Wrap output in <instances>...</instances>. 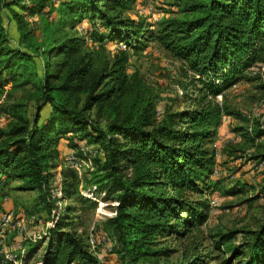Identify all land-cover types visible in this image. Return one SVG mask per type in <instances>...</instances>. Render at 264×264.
Masks as SVG:
<instances>
[{"label": "trees", "instance_id": "1", "mask_svg": "<svg viewBox=\"0 0 264 264\" xmlns=\"http://www.w3.org/2000/svg\"><path fill=\"white\" fill-rule=\"evenodd\" d=\"M173 1L194 16L166 19L156 33H145L143 23L123 16L134 0H0V92L33 84L43 102L30 122L12 127L0 143V187L18 181L23 190L38 191L52 216L38 263L101 264L58 212V203L75 195V183L50 182L56 146L68 134L88 138L91 150H98L92 191L115 199L108 226L124 264H153L169 253L158 248V240L186 239L207 220L203 195L219 189L211 179L215 159L210 145L228 114L216 97L264 63V0ZM48 6L61 17L52 32H44L45 45L36 47L26 17ZM5 19L18 35L14 47ZM84 24L85 38L54 37L66 25ZM144 42L158 44L177 60L186 81L180 84L184 106L161 120L149 89L136 75H127V50H117L99 71H94L92 55L83 51L93 43L100 48L124 45L137 54ZM53 56L63 58L65 74L49 71ZM124 100L120 112L117 103ZM46 105L51 112L40 122ZM101 116L105 123L98 125ZM255 136L264 137V129L257 126ZM238 234H218L215 245H229ZM242 234V247L249 250L246 264H264V222ZM40 245L32 243L27 254L34 257ZM0 264L14 262L0 256Z\"/></svg>", "mask_w": 264, "mask_h": 264}, {"label": "rangeland", "instance_id": "2", "mask_svg": "<svg viewBox=\"0 0 264 264\" xmlns=\"http://www.w3.org/2000/svg\"><path fill=\"white\" fill-rule=\"evenodd\" d=\"M134 1L133 8L123 16L143 23L145 33H156L160 23L166 19H189L194 16L173 0ZM60 17L56 7L52 11L49 6L40 14L26 17L32 32L30 39L36 47L45 45L44 34L52 32ZM4 26L11 39L10 46L14 47L18 39L15 26L6 19ZM85 27V24L82 27L66 25L54 37L85 38ZM117 50L119 47L100 48L93 43L83 46V51L90 53L94 59V71L111 63ZM132 52L126 67L127 75H136L149 89L156 119L161 120L167 113L181 110L184 105L180 84L186 83L181 64L155 43H145L137 54ZM49 61L50 72L65 74L67 67L62 66V57L53 56ZM41 70L40 67L42 76ZM54 83L57 81L54 80ZM84 96L81 94L79 97L81 103ZM216 101L223 104L228 112L223 116L217 136L210 145L215 159L211 179L218 182L219 189L203 195L207 203V220L198 226L199 232L181 240H158V248H165L169 253L153 259V264H246L249 250L242 247V233L254 231L264 222V160L260 158L264 154V137L255 136L257 126L264 129V63L251 68L248 79L218 95ZM42 105L37 86L33 84L8 87L0 92V143L7 139L3 135L9 133L12 127L30 122L35 108L39 110ZM117 106L121 112L126 101L117 103ZM50 112V106H44L40 111V122ZM91 116L96 118L95 110ZM105 119L101 116L97 124L103 125ZM79 137L68 134L56 146L50 182L54 186H62L64 180L72 181L76 191L71 199L58 203V212L73 224L76 235L101 264H124L126 260L116 252L115 237L108 226V220L114 214L115 199L101 198L92 191L98 150L93 155L85 148L92 149L89 139L80 140ZM3 213L10 214L12 222L0 237V256L14 264H40L38 261L47 245L45 236L52 216L39 198V192L23 190L18 181L0 187V215ZM16 224L23 227L22 232H18ZM231 231L240 233L231 244L224 247L215 245L218 234ZM38 241L41 245L34 257H30L28 249ZM235 248L238 249L236 253Z\"/></svg>", "mask_w": 264, "mask_h": 264}, {"label": "built area", "instance_id": "3", "mask_svg": "<svg viewBox=\"0 0 264 264\" xmlns=\"http://www.w3.org/2000/svg\"><path fill=\"white\" fill-rule=\"evenodd\" d=\"M119 50L122 51H129V49H127L124 45L119 46ZM220 96L218 97V99L220 100ZM87 150H91L88 146L85 147ZM90 152H92L93 155L97 154V151L95 150H91ZM72 161V160H71ZM264 164V161H263ZM12 219H11V215L8 213H3L0 215V237L3 236V233L6 231V229L9 227V225L11 224ZM16 229L18 230V232H22L23 231V227L18 226V224H16Z\"/></svg>", "mask_w": 264, "mask_h": 264}, {"label": "crops", "instance_id": "4", "mask_svg": "<svg viewBox=\"0 0 264 264\" xmlns=\"http://www.w3.org/2000/svg\"><path fill=\"white\" fill-rule=\"evenodd\" d=\"M128 53L130 54V53H131V50H129ZM221 129H222V127H221ZM219 130H220V129H219Z\"/></svg>", "mask_w": 264, "mask_h": 264}]
</instances>
